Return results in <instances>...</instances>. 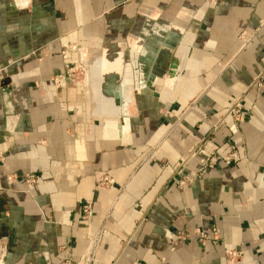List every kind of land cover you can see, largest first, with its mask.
Listing matches in <instances>:
<instances>
[{
    "label": "crops",
    "instance_id": "obj_1",
    "mask_svg": "<svg viewBox=\"0 0 264 264\" xmlns=\"http://www.w3.org/2000/svg\"><path fill=\"white\" fill-rule=\"evenodd\" d=\"M262 22L264 0H0V264H264Z\"/></svg>",
    "mask_w": 264,
    "mask_h": 264
},
{
    "label": "built area",
    "instance_id": "obj_2",
    "mask_svg": "<svg viewBox=\"0 0 264 264\" xmlns=\"http://www.w3.org/2000/svg\"><path fill=\"white\" fill-rule=\"evenodd\" d=\"M72 74H73V69L71 68V69H68L67 71H65L63 74H58V75L54 76V80L58 81V80L62 79L64 77V75L65 76H71ZM84 74H85V72H84ZM84 74H82V75L84 76ZM241 107H242L241 101L236 100L229 110L230 115L232 114L233 116L235 115L237 117H240L241 116ZM237 158H238V155L235 151L232 152L227 157V159H237ZM209 166H210L209 162H204L203 165L198 170V175L199 176L203 175ZM12 180H13V178L11 176L7 177V183L8 184H11ZM191 180H192L191 178H187L185 181L188 182ZM26 181L29 184L33 185L36 183L37 178L34 175L27 174L26 175ZM185 181L183 180V181L179 182V185H183L185 183ZM98 182L100 185L109 186L112 183V180L108 176H103L101 178H98ZM0 189H3V186L1 185V183H0ZM93 213H94L93 202L92 201L85 202L83 204L82 210H81V220L85 226L89 225V222H90L91 217L93 216ZM212 231L215 234L218 232L216 227H213ZM199 235H200V237H199L200 241H205V240L209 239V235L206 232L200 231ZM97 239H98L97 237L94 239L95 244H96ZM225 254L227 256L228 261L230 263H234V262H237L238 260H240L242 258L243 252L241 250L228 248L225 250ZM87 263H88V261L85 264H87ZM60 264H74V262L71 260H64Z\"/></svg>",
    "mask_w": 264,
    "mask_h": 264
},
{
    "label": "rangeland",
    "instance_id": "obj_3",
    "mask_svg": "<svg viewBox=\"0 0 264 264\" xmlns=\"http://www.w3.org/2000/svg\"><path fill=\"white\" fill-rule=\"evenodd\" d=\"M261 28H264V22H262V24H261ZM239 38L243 41V43L246 45L248 42H250L252 39H253V35H249V34H247V33H241L240 34V36H239ZM262 62L264 63V56L262 57ZM73 69V74L71 75V76H69L70 78H73V79H75V80H82L83 79V75L82 74H84V72H85V74H86V72H87V69L85 68V67H83V65H80V64H75V65H69V66H67L66 68H65V71H67L68 69ZM137 69L138 70H140V68L139 67H137ZM84 74V75H85ZM65 76V75H64ZM258 86H261V87H264L263 86V84H261L259 81H257V83H256ZM145 86H147V84H146V82L144 81V80H140V81H137V84H136V86H132L135 90L136 89H139V88H143V87H145ZM236 100H240L241 101V104H242V107H241V116L240 117H237V116H233L232 114L230 115V113H229V110H230V108H231V106L234 104V102L236 101ZM236 100H234V102H233V104L227 109V111L225 112V114L222 116V120H224L226 117H228V116H230V117H232L234 120H236V121H239L241 118H242V108H243V102H242V97H239V98H237ZM232 152H234V150H230L229 152H228V154H227V157L232 153ZM237 153V152H236ZM227 160H229V161H234V160H236V159H227ZM212 161L211 162H209V167H211L212 166ZM208 167V168H209ZM200 169V168H199ZM207 171V170H206ZM187 179V177L186 178H178V179H176V183H177V186L178 187H181L182 188V186H184L187 182L185 181ZM185 181V183L183 184V185H179V182H181V181ZM188 182H190V181H188ZM97 238H98V236H97ZM98 240V239H97ZM96 243H97V241H96Z\"/></svg>",
    "mask_w": 264,
    "mask_h": 264
},
{
    "label": "water",
    "instance_id": "obj_4",
    "mask_svg": "<svg viewBox=\"0 0 264 264\" xmlns=\"http://www.w3.org/2000/svg\"><path fill=\"white\" fill-rule=\"evenodd\" d=\"M146 84H148V85H149V84H150V82H146ZM1 219H2V216H1V214H0V221H1Z\"/></svg>",
    "mask_w": 264,
    "mask_h": 264
}]
</instances>
